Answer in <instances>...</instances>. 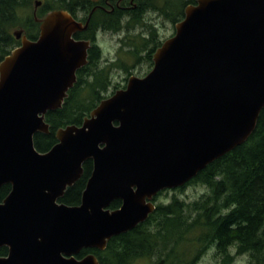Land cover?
<instances>
[{"label":"water","instance_id":"1","mask_svg":"<svg viewBox=\"0 0 264 264\" xmlns=\"http://www.w3.org/2000/svg\"><path fill=\"white\" fill-rule=\"evenodd\" d=\"M37 39L0 63V264H100L94 253L144 223L159 192L186 186L243 144L264 108V0H198L153 54L144 76L104 98L81 125L56 132L47 152L46 114L63 106L89 62V26L66 9L38 17ZM92 160L79 205L60 202ZM115 200L121 206L111 208Z\"/></svg>","mask_w":264,"mask_h":264},{"label":"trees","instance_id":"2","mask_svg":"<svg viewBox=\"0 0 264 264\" xmlns=\"http://www.w3.org/2000/svg\"><path fill=\"white\" fill-rule=\"evenodd\" d=\"M41 1L38 17L55 9H66L84 22L91 16L87 29L75 34L77 39L91 40L89 62L77 71V82L69 90L63 106L46 114L50 132H38L34 136L37 150L47 152L58 142L59 128L81 125L104 98L126 87V84H115L110 93L111 67L118 65L129 74L131 71L129 65L121 62L99 65L101 48L96 42L97 32L118 33L130 29L122 38L127 47L123 51L133 62L144 60L149 64V69L141 74L146 75L154 65L153 54L164 42L156 27L144 18L150 11L148 8L152 7L175 25L185 17L186 6L198 0H177V4H172V0H132L129 9L117 6L120 3L117 0ZM34 2L0 0V63L21 44L13 35L14 28H23L32 40L38 38L40 22L35 19ZM139 25L141 30L131 33ZM83 166L82 177L66 190L60 202L81 203L94 164L88 160ZM189 184L204 185L206 190L193 200L174 194L169 201L156 202L155 211L144 223L111 238L106 249H83L78 257L94 253L100 264H132L142 258L154 264H196L208 249H215L221 256V264H231L234 249L238 254L247 253L249 264H264V108L250 137L210 163ZM11 190L10 184L1 187L0 202ZM167 191L159 192L155 200ZM121 203L115 200L111 208H118ZM8 252L7 247L0 249V255Z\"/></svg>","mask_w":264,"mask_h":264},{"label":"rangeland","instance_id":"3","mask_svg":"<svg viewBox=\"0 0 264 264\" xmlns=\"http://www.w3.org/2000/svg\"><path fill=\"white\" fill-rule=\"evenodd\" d=\"M177 4V0H172ZM147 22L152 23L156 29L159 38L165 40L169 38L175 30V25L170 19L162 16L160 13L150 10L144 15ZM20 28V27H16ZM14 28V29H16ZM141 30L140 25L138 28L132 29L131 33H136ZM130 29L121 32H112L107 30H99L97 32L96 42L101 48V58L99 60L100 66H112L114 63H126L129 65L131 74H129L124 68L118 65H113L111 67V81L110 93L113 90L115 84H125L127 82L126 78L132 75H141L149 69V64L141 60L140 62H133L131 57L128 56L123 49L127 47L122 43V38L129 34ZM144 55V54H143ZM206 190V187L201 184H189L183 190H168L166 193L163 192L162 195L157 197V203L163 201H169L172 195L176 194L186 200H193ZM233 260L231 264H249V255L247 253L238 254L233 249ZM132 264H154V262L148 258H142L135 261ZM196 264H221V256L217 254L215 249H208L205 254L197 261Z\"/></svg>","mask_w":264,"mask_h":264},{"label":"flooded vegetation","instance_id":"4","mask_svg":"<svg viewBox=\"0 0 264 264\" xmlns=\"http://www.w3.org/2000/svg\"><path fill=\"white\" fill-rule=\"evenodd\" d=\"M119 1H120L119 5L116 3L117 6H120L121 8H124V9H129L131 7L132 0H117V2ZM152 9H153L152 7L148 8V10H152Z\"/></svg>","mask_w":264,"mask_h":264}]
</instances>
